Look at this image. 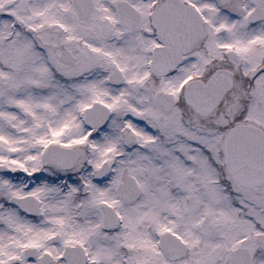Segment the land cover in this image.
<instances>
[{"label": "snow or ice", "instance_id": "obj_1", "mask_svg": "<svg viewBox=\"0 0 264 264\" xmlns=\"http://www.w3.org/2000/svg\"><path fill=\"white\" fill-rule=\"evenodd\" d=\"M0 264H264V0H0Z\"/></svg>", "mask_w": 264, "mask_h": 264}]
</instances>
